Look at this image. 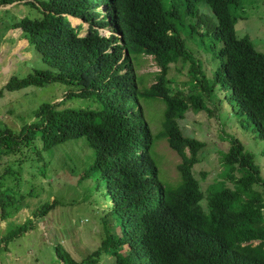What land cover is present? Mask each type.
Returning <instances> with one entry per match:
<instances>
[{
	"label": "trees",
	"instance_id": "obj_1",
	"mask_svg": "<svg viewBox=\"0 0 264 264\" xmlns=\"http://www.w3.org/2000/svg\"><path fill=\"white\" fill-rule=\"evenodd\" d=\"M202 2L217 19L203 36L211 39L212 49L221 45L215 57L222 62L212 79L176 25L178 5L184 16H194ZM15 3L29 10L20 18L13 15L7 29H21L49 68L12 76L0 96L53 83L75 89L60 102L38 106L35 119L19 131L0 117V220L9 224L5 234L0 231V253L36 229L32 218L13 222L24 208H32L29 201L39 192L33 178L24 191L28 181L21 164L38 166L42 151L85 138L94 158L81 180L101 177L113 206L102 218L106 235L98 250L77 262L59 246L60 261L96 264L108 253L114 264H264V192L259 190H264V176L255 155L231 137L222 154L226 172L204 191L206 173L199 179L195 166L206 144L185 135L180 123L190 109L204 110L205 98L217 97L218 84L225 80L237 113L253 125L255 139L264 141V53L250 37L237 35L232 8L240 0H0V7ZM70 17L83 23L73 25ZM84 22L88 28L82 32ZM109 26L112 32L104 34ZM190 28L194 38L196 28ZM2 41L0 34V45ZM144 57H153L160 69L151 74V86L137 69ZM178 62L189 66L196 89L188 99L174 93L168 77ZM71 97L89 99L95 106L70 107ZM154 102L163 105L156 134L142 107ZM164 140L181 159L174 182L162 176L155 151ZM26 147L36 159L24 153ZM45 172L40 167L42 178ZM57 205L56 200L42 204L32 215L44 218ZM112 215L119 223L109 219Z\"/></svg>",
	"mask_w": 264,
	"mask_h": 264
},
{
	"label": "rangeland",
	"instance_id": "obj_2",
	"mask_svg": "<svg viewBox=\"0 0 264 264\" xmlns=\"http://www.w3.org/2000/svg\"><path fill=\"white\" fill-rule=\"evenodd\" d=\"M13 4L0 10H10L0 14V34L3 41L0 45V91L12 76L25 77L34 69H48L40 53L34 47L27 46V40L21 35V29L7 27L15 18L22 17L29 9L26 6ZM179 6L180 18L176 21L180 35L187 40V44L202 64V70L208 79L214 77L216 69L221 65L222 59L215 57L221 45L212 49L210 38L203 34L210 27L217 25L214 13L206 5L198 3L194 16L183 14V5ZM232 12L238 18L236 31L238 37H250L256 49L264 53V0H240L238 6L232 8ZM73 25L83 23L81 19L70 17ZM194 26L196 34L190 38V28ZM83 30L88 28L84 22ZM109 26L102 30L104 34L112 32ZM8 31H7V30ZM7 31V32H6ZM23 32V31H22ZM138 73L145 77V85L151 86L155 78L151 75L159 71L153 57H144L137 68ZM169 79L173 80L174 93H182L187 99L196 93L191 84L192 76L189 66L181 62L171 65ZM221 80L215 93L217 97L206 99L207 107L204 110L190 109L181 126L184 134L205 142L206 146L200 153L202 161L195 166V173L199 179L203 172L206 173L202 181L204 191L210 185L222 180L226 167L222 164L223 153L230 148V138H238L251 151L257 163L260 165L264 176V141L255 139L253 125L248 123L247 117L239 115L234 107L231 91L223 85ZM74 86H66L53 83L43 88H28L18 92H5L0 96V117L14 130H21L25 123L35 119V109L43 103L60 102ZM68 106L77 108H91L95 106L91 100L85 98H68ZM146 119L150 122L154 134L159 130V118L163 105L159 102L146 106L143 104ZM236 111V112H235ZM152 117H155L152 119ZM33 146V145H32ZM156 154L161 162L162 176L174 182L178 173L177 164L180 157L168 147L166 141L156 144ZM29 147L24 153L36 159L37 154ZM23 159L22 157H20ZM94 158V151L88 145L85 138L71 140L51 150L42 151V162L38 166L31 161L23 165V176L28 183L24 185V191H29L32 183L39 192L33 194L29 202L32 208H24L13 218L15 223H24L32 218L36 229L14 240L7 251L0 253V264H65L60 261L57 248L66 251L72 259L82 262L92 255L100 247L105 239V231L102 218L113 206L112 198L107 194L103 180L95 175L81 180L89 162ZM20 159V160H21ZM18 161V159H15ZM38 167V168H37ZM40 167L45 169V176L39 175ZM33 178V182L31 180ZM30 181V183H29ZM264 192L263 188H259ZM39 193V194H38ZM57 201L58 205L44 218L33 217L32 211L42 204ZM206 201L202 203L205 207ZM110 220L119 223V218L112 215ZM8 222L0 220V231L7 232ZM119 228H117L118 230ZM112 255L103 254L96 264H114Z\"/></svg>",
	"mask_w": 264,
	"mask_h": 264
},
{
	"label": "crops",
	"instance_id": "obj_3",
	"mask_svg": "<svg viewBox=\"0 0 264 264\" xmlns=\"http://www.w3.org/2000/svg\"><path fill=\"white\" fill-rule=\"evenodd\" d=\"M22 34H23V32L21 31V35H22ZM27 46H30L28 40H27Z\"/></svg>",
	"mask_w": 264,
	"mask_h": 264
}]
</instances>
